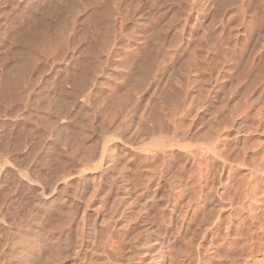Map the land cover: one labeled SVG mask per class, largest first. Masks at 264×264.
<instances>
[{"label": "rangeland", "instance_id": "374dc122", "mask_svg": "<svg viewBox=\"0 0 264 264\" xmlns=\"http://www.w3.org/2000/svg\"><path fill=\"white\" fill-rule=\"evenodd\" d=\"M0 6V264H154L144 233L164 212L202 207L198 198L208 194L229 221L257 213L237 216L230 204L240 208V176L223 158L235 147L236 161L238 136L225 130L224 106L241 74L240 32L251 49L255 32H264V0ZM101 11L106 20L96 16ZM19 31L30 38L23 50ZM150 58L155 64L136 85ZM26 60L15 87L11 68L21 71ZM3 77L12 80L6 89ZM248 264H264V255Z\"/></svg>", "mask_w": 264, "mask_h": 264}, {"label": "bare ground", "instance_id": "6f19581e", "mask_svg": "<svg viewBox=\"0 0 264 264\" xmlns=\"http://www.w3.org/2000/svg\"><path fill=\"white\" fill-rule=\"evenodd\" d=\"M57 4H58V2H57ZM23 14H24V12H23ZM137 14H138L137 16L139 18L141 17L143 19L146 17V13L142 10L137 11ZM102 15H104V12L102 14V11L100 13L96 14V16H98L99 19H100V17H102ZM102 18H101V21H103V23H106L105 22V20H106L105 16L103 18L105 20H103ZM28 19H30V18H28ZM29 25H30V23H29ZM32 26L34 27V25H32ZM32 26H30L29 28L32 29L31 28ZM106 26L109 27V25L106 24L104 26V28L109 29ZM26 27L28 29V26H26ZM15 33L20 35V38L16 37L17 38L16 41L20 45L19 46L17 44L18 45L17 48L22 46V50H23V47L25 45H28L27 42L29 40H27V39L29 38V36L27 38V36L24 35L25 31H24V33L21 31L14 32V34ZM27 34H28V32H27ZM253 37H254L253 41L255 43V48L251 49V47H250L251 44L249 43L250 41H249L248 33L247 32H240V54L239 55H240V59H241V65H240L241 66V70H240L241 74L239 73L240 76H239V79L236 81L237 83L234 85L235 87H231V89H233V88L234 89L231 91V89L229 87V90L227 91V93H230V94L226 98V100L228 99L227 100L228 102L225 100L227 102V105L224 106L227 108L226 114L228 113L225 117V119L227 118L226 119L227 124H226L225 130H229V132H231L230 129H232L231 127H233L234 133H236V135L238 136V138H237V143H238V147H237L238 151L237 152L238 153L235 152V153H237L238 158L236 159V161H235V159H234V161H233V159H231L230 154L232 152H234L233 151V149L235 148L234 147L232 150L229 149L228 150L229 152H226L228 154L232 151L229 155L226 154L227 157L226 158L224 157L223 159L225 160L224 162L226 163L225 165L228 169V173L230 174L231 172H233V170L235 168L239 172L238 177L240 176V178H239L240 186L238 188L239 189V196L236 195L239 197V199H236V201L239 200V202H236V204L239 203L238 205H240V208L236 209L237 206L236 207L234 206L235 203L230 201V204L232 203L231 207H233V210L237 212L236 215L239 216V214L241 212H243L244 210L247 211L249 209H250L249 211L253 210V211H256L257 213H255V214L253 213L252 215L247 214V216L243 217L240 222L239 221H235V222L229 221L226 218H224L223 208L225 206L224 207L222 206L223 207L222 208L220 206L221 204L218 205L219 203L217 204L218 205L217 206L213 196H208V194L205 195L204 193H203L204 195L199 194L200 196L198 199H200V201L204 202V206L200 207L201 205L200 206L196 205L197 207L193 206V207H191L190 210L188 209L189 208L188 207L187 210H185L184 208H182L183 206L180 207L181 206L180 205L177 209L175 208L176 210H174V211L171 210L168 212H164L162 222L160 224H158V226H157V228H155V230H151L150 228L145 229V233H144L145 238L143 237L144 238L143 242L145 244L144 245L145 252L152 259V262H154V264L155 263L156 264H248L249 261L264 255V32H255ZM16 41H15V43H17ZM12 43H13V41H12ZM103 46L105 47V45H103ZM26 47L27 46H25L24 48H26ZM28 47H29V45H28ZM107 47H108V45H107ZM6 48H8V47H6ZM54 48H55V46H54ZM19 49H18V52H19ZM22 50H20V51H22ZM90 51H92V50H90ZM93 51H94V48H93ZM103 51H104V49H103ZM105 52H107V51L105 50ZM63 54H65V53H63ZM100 54H101V52H100ZM21 55H22V53H21ZM16 56H17V54H16ZM29 56H31V55H29ZM96 56L99 57L100 55L98 54ZM114 56H116V55H114ZM229 56H230V54H229ZM227 58H228V54H227L226 59ZM28 61L30 64L31 60H28ZM28 61L26 60V62H25L26 64L23 63L25 66H23V64H22L23 69L21 68V71H20V68H18L19 70H17V71L15 69H13L14 67H16L15 65L17 63L14 65V67L11 68L12 69L11 73L13 75V76L12 75L11 76L14 79L13 82L18 81V83H16V86L18 84H19L18 86L23 84V79H25L24 76L26 75L24 72L27 69ZM56 61H57V59H56ZM61 61H62V59H61ZM21 62H23V61H21ZM154 62H155V60L152 58L151 61L144 64V66L141 65L142 66L141 69L138 68L140 70V71H138V73L140 75V76L138 75V77L135 74L136 73L135 70H134L135 73H134V71H133V73L130 72L131 75L135 74L136 79L138 78L137 82H135L136 85L139 84V82L143 81L145 75L147 74L148 69L151 68L150 66H152L151 64H153ZM229 62H232V61H230V59H227L226 64L224 63L225 66L223 65L224 66L223 70L225 71V75L228 78H231L229 75H231L230 70L233 69V68H231V66H233V65L231 64V66H230ZM78 63L80 64V62H78ZM85 63H83L82 65H85ZM103 63H105V62H103ZM86 64L88 65V63H86ZM98 64L99 63H97L95 65V67ZM20 66H21V64H20ZM90 68H91V66H90ZM95 69L97 70V68H95ZM134 69H136V68H134ZM14 70L20 74L19 77H18L19 74L17 75V73H15ZM96 70H94V71H96ZM5 71H9V69H7V70L4 69L3 72H5ZM18 71H20V72H18ZM9 73H10V71H9ZM14 73L17 76H14ZM3 74L2 75L5 76L7 74V72H5ZM10 74H7V76L12 79ZM132 76H134V75H132ZM14 77H16V78L18 77L19 79L17 80ZM228 78H227V80H228ZM7 79L10 81L9 78H7ZM7 79L5 80V78H4L3 81L5 82V81H7ZM82 79H83V77H82ZM227 80H226V82H227ZM9 81L5 82L7 84V85L5 84V89L8 87V84L10 85V82L12 80L10 82ZM15 82L13 83L14 86H15ZM20 82H22V83L20 84ZM87 82H89V81H87ZM90 82H91V80H90ZM229 82H230V80H229ZM193 86H192V89H193ZM1 88H0V90L4 91V88H2V89ZM80 91H82V90L80 89ZM3 93L0 92V94H2V95H3ZM19 93H20V91H19ZM227 93H226V95H227ZM8 98H9V96H8ZM111 98L113 99V95L111 96ZM231 101L233 103H231ZM226 102H225V104H226ZM117 104H118V102H117ZM230 106H234V107L231 108ZM232 121L235 122L234 126L232 125ZM181 129H182V127H181ZM219 130H221V129H219ZM227 136H229V135H227ZM228 139H231V138L229 137ZM231 147H232V145H231ZM217 152H219V151H217ZM60 154H61V152H60ZM95 154H96V152H95ZM98 154H100V153H98ZM92 155H93V152H92ZM93 159H94V157H93ZM220 159H221V157H220ZM234 162H235V167H233ZM227 169H226V171H227ZM193 175H194V173H193ZM172 179H174V178H172ZM175 179H174L173 183L178 182L177 179L176 180ZM166 182H167V180H166ZM203 183H202V185H203ZM169 184H171V183H169ZM175 185L178 186L177 183ZM204 185H206V184H204ZM128 190H126L127 192L126 191L125 192L129 194ZM180 191H183V190H180ZM193 191H194V189H193ZM193 191H192V195L194 196V194L196 192L193 194ZM180 193L182 194V192H180ZM197 193H196V195H198ZM130 194H131V192H130ZM139 194H141V193H139ZM192 195L190 196V199L196 198V196L192 197ZM210 195H212V194H210ZM130 197H131V195H130ZM233 197H235V196H233ZM126 198H129V197L126 196ZM221 198H223V197H221ZM190 199L188 198V200H190ZM196 200L193 199V201H195L196 203L197 202L200 203V201H198V200L196 201ZM222 200L224 201L225 198ZM191 201H189V203ZM218 202H220V200ZM249 211H247V213ZM250 214H251V212H250ZM240 219H241V216H240ZM171 227H172V229H171ZM28 251H30V250H28ZM29 253H31V252H29ZM133 254H134V252H133ZM43 264H45V263H43ZM61 264H65V263L63 262Z\"/></svg>", "mask_w": 264, "mask_h": 264}]
</instances>
